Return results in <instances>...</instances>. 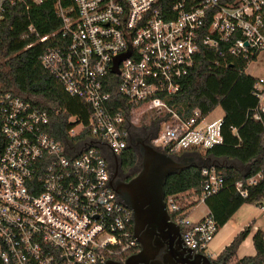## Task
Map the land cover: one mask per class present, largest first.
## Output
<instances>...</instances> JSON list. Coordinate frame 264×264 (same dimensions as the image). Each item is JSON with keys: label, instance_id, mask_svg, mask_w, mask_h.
<instances>
[{"label": "built area", "instance_id": "built-area-1", "mask_svg": "<svg viewBox=\"0 0 264 264\" xmlns=\"http://www.w3.org/2000/svg\"><path fill=\"white\" fill-rule=\"evenodd\" d=\"M19 1L0 0V20ZM53 9L60 26L40 37L53 41L40 63L89 115L86 123L70 117L71 128L56 139L46 110L0 93V264L123 260L139 243L131 210L106 185V159L90 147L65 154L66 144L96 139L120 155L130 133L143 129V118L148 130L160 125L149 142L171 155L220 144L222 118L207 121L198 109L179 114L166 98L179 90L202 47L217 53L214 65L229 57L246 61V73L264 54V0H53ZM251 92L256 104L247 114L261 121L264 77H254ZM200 170L204 202L222 187L223 176L214 165ZM260 177L238 180V194L247 198ZM165 203L185 245L203 253L218 229L214 218L207 213L193 222L173 196Z\"/></svg>", "mask_w": 264, "mask_h": 264}, {"label": "trees", "instance_id": "trees-1", "mask_svg": "<svg viewBox=\"0 0 264 264\" xmlns=\"http://www.w3.org/2000/svg\"><path fill=\"white\" fill-rule=\"evenodd\" d=\"M59 26L53 0H22L8 5L0 20V93L10 92L46 110L48 130L56 139H61L71 128L72 123L68 120L71 116L86 123L89 115V107L80 99L69 96L40 63L43 50L53 42H41L40 37L56 31ZM217 57L216 52L202 47L196 63L181 78L179 90L169 95L166 101L179 114L186 116L195 109L204 116L217 106L223 109L222 142L206 148L200 155L215 160H234L245 169L214 164L222 173L223 185L203 203L220 228L244 203H264V114L261 121H255L247 114L255 106L256 99L251 92L254 77L244 72L246 61L229 57L225 64L214 65ZM142 126L148 128L145 124ZM78 138L72 137L70 141ZM180 154L182 152H177L174 156ZM136 158L133 148L124 149L121 153L123 169L133 166ZM257 173L261 177L248 186V197L242 198L235 189V183ZM203 179L199 169L172 174L166 179L165 197L173 196L177 200L183 216H187L190 208L200 202ZM170 215L177 220L173 212ZM253 223L235 235L211 262L264 264V231L261 229L252 235L255 253L236 258V252Z\"/></svg>", "mask_w": 264, "mask_h": 264}, {"label": "water", "instance_id": "water-1", "mask_svg": "<svg viewBox=\"0 0 264 264\" xmlns=\"http://www.w3.org/2000/svg\"><path fill=\"white\" fill-rule=\"evenodd\" d=\"M112 72L117 73V64H114ZM85 147L101 151L99 157L106 159V185L114 189V201L131 210L133 235L139 243V250L123 260L106 259L92 264H215L205 253L185 245L181 226L166 208L164 185L172 174L200 170L214 164L234 167L237 164L210 160L197 153L174 156L135 135L138 156L131 172L138 171L128 180H123L131 172L120 174L104 141L94 139L66 144L65 154L74 155Z\"/></svg>", "mask_w": 264, "mask_h": 264}, {"label": "rangeland", "instance_id": "rangeland-1", "mask_svg": "<svg viewBox=\"0 0 264 264\" xmlns=\"http://www.w3.org/2000/svg\"><path fill=\"white\" fill-rule=\"evenodd\" d=\"M246 73L253 77H264V54L259 56L256 61L251 62L247 68ZM223 109L220 106L215 107L207 116V121H212L217 118L223 117ZM74 117V116H71ZM140 124H148V118L140 120ZM80 129V126H74V132H77ZM135 133L142 132V129L133 131ZM201 153H204L202 148ZM180 151L179 153H181ZM202 156V155H199ZM204 158V157H203ZM215 160V159H210ZM222 160L227 163L237 164V167L244 170V166L240 165L239 162L234 160L227 159H216ZM217 165V164H215ZM221 166V165H219ZM136 173V172H135ZM133 173V174H135ZM190 198H194L191 196ZM208 213V209L203 202L197 203L195 206L191 207L188 212V219L193 222H196L203 218ZM251 231L248 233L246 238L243 240L242 244L239 246L237 251V256L239 258L247 255H253L255 253L253 244H252V234L255 230L261 229L264 231V203H244L234 214L233 216L220 228L217 229V232L211 242L208 244L207 248L203 253L208 255L211 259H215L222 249L230 243L235 235L240 233L244 227L253 222ZM238 257H236L238 259ZM233 262V261H232Z\"/></svg>", "mask_w": 264, "mask_h": 264}, {"label": "flooded vegetation", "instance_id": "flooded-vegetation-1", "mask_svg": "<svg viewBox=\"0 0 264 264\" xmlns=\"http://www.w3.org/2000/svg\"><path fill=\"white\" fill-rule=\"evenodd\" d=\"M159 129H160V125L157 124V126L154 129L148 130V129L143 128L142 132H140V133H135V132L130 133L129 138H128V145H127L126 148H133L135 150L136 154H137V148L135 147V135L140 136L143 140L148 142L149 141V136L152 133H155ZM182 153L192 154L193 152H182ZM111 156H112V158H113V160H114V162H115V164H116V166H117V168H118V170H119L121 175L128 174L129 172L132 171V168H133L134 165L129 167V168H127V169H123V167L121 166V154L120 155H112L111 154ZM137 171L138 170H134L133 172L129 173L128 175L123 177V180H128L130 177L135 175L133 173H135Z\"/></svg>", "mask_w": 264, "mask_h": 264}, {"label": "crops", "instance_id": "crops-1", "mask_svg": "<svg viewBox=\"0 0 264 264\" xmlns=\"http://www.w3.org/2000/svg\"><path fill=\"white\" fill-rule=\"evenodd\" d=\"M187 216H189V215H187ZM243 229H244V228H243ZM255 231H256V230H255ZM255 231H254V232H255ZM252 235H253V234H252ZM241 244H242V243H241ZM238 249H239V248H238ZM237 251H238V250H237ZM236 256H237V252H236ZM237 257H238V256H237ZM238 258H239V257H238Z\"/></svg>", "mask_w": 264, "mask_h": 264}]
</instances>
